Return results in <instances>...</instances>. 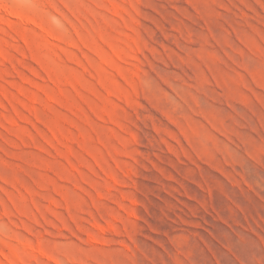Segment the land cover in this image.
I'll return each mask as SVG.
<instances>
[{"label": "rangeland", "instance_id": "rangeland-1", "mask_svg": "<svg viewBox=\"0 0 264 264\" xmlns=\"http://www.w3.org/2000/svg\"><path fill=\"white\" fill-rule=\"evenodd\" d=\"M0 5V264H264V0Z\"/></svg>", "mask_w": 264, "mask_h": 264}, {"label": "bare ground", "instance_id": "bare-ground-1", "mask_svg": "<svg viewBox=\"0 0 264 264\" xmlns=\"http://www.w3.org/2000/svg\"><path fill=\"white\" fill-rule=\"evenodd\" d=\"M0 11H5L7 12L10 16L20 19L21 21H26L24 17H22L19 13L12 12L9 9H7L5 6L0 5Z\"/></svg>", "mask_w": 264, "mask_h": 264}]
</instances>
